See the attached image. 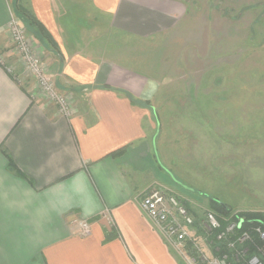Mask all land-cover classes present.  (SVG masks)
Listing matches in <instances>:
<instances>
[{
    "label": "crops",
    "instance_id": "1",
    "mask_svg": "<svg viewBox=\"0 0 264 264\" xmlns=\"http://www.w3.org/2000/svg\"><path fill=\"white\" fill-rule=\"evenodd\" d=\"M17 7L51 36L54 46L33 24L26 28L74 110L65 117L45 100L1 34L0 56L16 73L0 64V264H180L138 202L157 176L150 134L158 120L140 100L145 79L85 52L84 34L86 21L105 18L114 31L150 36L176 26L185 6L0 0V28ZM78 219L89 221V235L76 233Z\"/></svg>",
    "mask_w": 264,
    "mask_h": 264
},
{
    "label": "rangeland",
    "instance_id": "2",
    "mask_svg": "<svg viewBox=\"0 0 264 264\" xmlns=\"http://www.w3.org/2000/svg\"><path fill=\"white\" fill-rule=\"evenodd\" d=\"M176 1L185 6L177 25L146 37L114 31L105 18L86 21L84 50L144 77L140 100L149 101L158 124L150 134L157 176L142 192L160 188L184 202L201 249L210 254L212 236L202 227L207 211L232 219L264 215V0ZM14 11L9 21L18 22L30 44L29 19ZM5 33L7 25L0 28Z\"/></svg>",
    "mask_w": 264,
    "mask_h": 264
},
{
    "label": "built area",
    "instance_id": "3",
    "mask_svg": "<svg viewBox=\"0 0 264 264\" xmlns=\"http://www.w3.org/2000/svg\"><path fill=\"white\" fill-rule=\"evenodd\" d=\"M7 31L25 71L35 79L42 92L57 105L61 115L69 117L72 110L66 97L44 73L42 62L33 53L24 29L17 21L11 19L7 24ZM0 64H4L8 72L14 71V67L5 65L2 56ZM138 202L165 243L184 259L186 264H264V228L260 225L242 228L247 221L245 218H220L214 212L207 211L202 227L208 236H212L210 256L203 248L201 249V244L193 231L196 222L194 223L189 209L175 195L154 187L140 193ZM106 213L103 212L102 215L105 216ZM106 217L109 219L108 214ZM74 223L78 235L90 234L91 225L87 220L78 219Z\"/></svg>",
    "mask_w": 264,
    "mask_h": 264
},
{
    "label": "trees",
    "instance_id": "4",
    "mask_svg": "<svg viewBox=\"0 0 264 264\" xmlns=\"http://www.w3.org/2000/svg\"><path fill=\"white\" fill-rule=\"evenodd\" d=\"M18 9L20 11H22L23 15L29 19V23L30 25L33 24L37 30L39 31V33L46 39L48 40V42H50L53 46H54V42L53 40L50 38L51 36L48 34L47 31L44 30V28L42 27V25L34 18V16L30 13H28L24 8L22 7H18ZM104 87H109L107 85H105ZM131 99V102L134 104L135 101L132 97H130ZM147 105H149V101L148 102H145ZM120 152H122V149H119V150H116L115 152H112L111 154H119ZM10 160V164L12 163L11 162V159L9 158ZM12 165V164H11ZM184 203V202H183ZM213 207L218 210L220 213L222 214H228L229 213V209L225 206V205H222V204H217L216 201H213ZM187 206V205H186ZM188 208V207H187ZM190 211V210H189ZM240 216V215H238ZM243 218H245V223L244 225L242 226V228H251L252 226L254 225H260L261 227L264 228V215L259 213V212H246V213H243ZM234 218L233 219H237V217L233 216ZM232 218V217H231ZM255 237V235H254ZM110 238V237H108Z\"/></svg>",
    "mask_w": 264,
    "mask_h": 264
}]
</instances>
